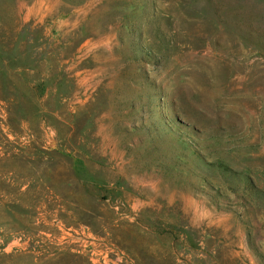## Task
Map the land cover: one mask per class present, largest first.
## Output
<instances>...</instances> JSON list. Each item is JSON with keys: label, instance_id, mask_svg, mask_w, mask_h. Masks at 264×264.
<instances>
[{"label": "rangeland", "instance_id": "374dc122", "mask_svg": "<svg viewBox=\"0 0 264 264\" xmlns=\"http://www.w3.org/2000/svg\"><path fill=\"white\" fill-rule=\"evenodd\" d=\"M0 264H264V0H0Z\"/></svg>", "mask_w": 264, "mask_h": 264}]
</instances>
